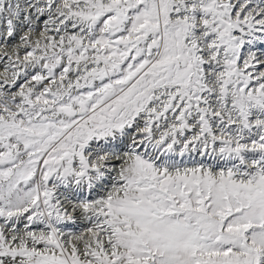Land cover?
Wrapping results in <instances>:
<instances>
[{
    "label": "snow or ice",
    "instance_id": "1",
    "mask_svg": "<svg viewBox=\"0 0 264 264\" xmlns=\"http://www.w3.org/2000/svg\"><path fill=\"white\" fill-rule=\"evenodd\" d=\"M0 264H264V0H0Z\"/></svg>",
    "mask_w": 264,
    "mask_h": 264
}]
</instances>
